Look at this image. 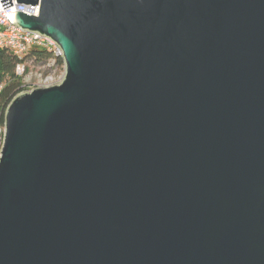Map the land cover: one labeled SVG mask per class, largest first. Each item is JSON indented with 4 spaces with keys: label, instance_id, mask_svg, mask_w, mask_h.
<instances>
[{
    "label": "water",
    "instance_id": "95a60500",
    "mask_svg": "<svg viewBox=\"0 0 264 264\" xmlns=\"http://www.w3.org/2000/svg\"><path fill=\"white\" fill-rule=\"evenodd\" d=\"M17 2L66 74L6 109L0 264H264V0Z\"/></svg>",
    "mask_w": 264,
    "mask_h": 264
},
{
    "label": "built area",
    "instance_id": "2783aa9c",
    "mask_svg": "<svg viewBox=\"0 0 264 264\" xmlns=\"http://www.w3.org/2000/svg\"><path fill=\"white\" fill-rule=\"evenodd\" d=\"M12 2V6L4 9L0 0V48L7 47L14 50L16 54L23 55L30 46L39 45L51 51L56 57H62L64 59L61 47L54 40L38 32L22 29L14 22L13 13L20 11L38 16L40 14L41 5L18 3L17 0H12ZM53 65L54 62L51 63V66ZM58 70L59 67H55L49 75L44 76L41 74L38 77V85L40 87H50L62 83L66 74L65 60L64 68L59 72V75L57 74ZM17 71L20 75L25 76L27 73V66L18 65ZM3 87L4 85L0 74V93Z\"/></svg>",
    "mask_w": 264,
    "mask_h": 264
},
{
    "label": "trees",
    "instance_id": "16d2710c",
    "mask_svg": "<svg viewBox=\"0 0 264 264\" xmlns=\"http://www.w3.org/2000/svg\"><path fill=\"white\" fill-rule=\"evenodd\" d=\"M54 60V61H53ZM54 65L51 66V63ZM18 65H26L27 70L31 65L47 66L50 72L55 67L63 70L64 59L56 57L51 51L39 45L30 46L23 55H18L14 50L4 47L0 48V74L3 82V90L0 93V154L5 129V112L12 100L21 92L28 90L25 76L17 71Z\"/></svg>",
    "mask_w": 264,
    "mask_h": 264
},
{
    "label": "rangeland",
    "instance_id": "374dc122",
    "mask_svg": "<svg viewBox=\"0 0 264 264\" xmlns=\"http://www.w3.org/2000/svg\"><path fill=\"white\" fill-rule=\"evenodd\" d=\"M60 71H62L61 68H59V70L57 71V74L58 75H59V72ZM50 73L51 72H50V70L48 69L47 66H39V65L34 66V65H31L29 67V69L27 70V73H26L25 78H24L25 83H27L29 85L27 91H32V90L40 87L38 85V77L41 74L44 75V76H46V75H49ZM2 144H3V142H2Z\"/></svg>",
    "mask_w": 264,
    "mask_h": 264
}]
</instances>
